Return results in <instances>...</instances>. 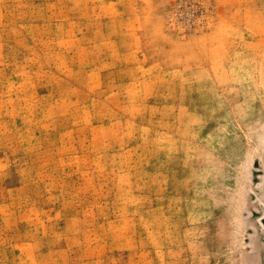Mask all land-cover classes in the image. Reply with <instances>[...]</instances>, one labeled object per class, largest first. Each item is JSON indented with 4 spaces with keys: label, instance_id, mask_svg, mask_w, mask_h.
<instances>
[{
    "label": "rangeland",
    "instance_id": "obj_1",
    "mask_svg": "<svg viewBox=\"0 0 264 264\" xmlns=\"http://www.w3.org/2000/svg\"><path fill=\"white\" fill-rule=\"evenodd\" d=\"M0 264H264V0H0Z\"/></svg>",
    "mask_w": 264,
    "mask_h": 264
}]
</instances>
